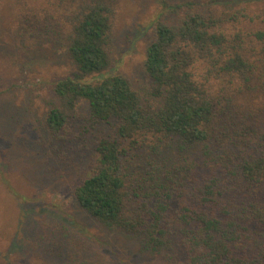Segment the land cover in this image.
<instances>
[{"label": "trees", "instance_id": "1", "mask_svg": "<svg viewBox=\"0 0 264 264\" xmlns=\"http://www.w3.org/2000/svg\"><path fill=\"white\" fill-rule=\"evenodd\" d=\"M240 1L164 2L142 63L151 101L107 73L109 0H47L24 14L13 40L68 55L44 127L59 144L54 154L94 148L73 190L77 205L140 236L166 264H264V0ZM85 135L92 143L82 145ZM123 143L162 154L146 159L147 177L131 193Z\"/></svg>", "mask_w": 264, "mask_h": 264}, {"label": "rangeland", "instance_id": "2", "mask_svg": "<svg viewBox=\"0 0 264 264\" xmlns=\"http://www.w3.org/2000/svg\"><path fill=\"white\" fill-rule=\"evenodd\" d=\"M109 1L115 19L106 47L111 61L107 73L124 76L143 100L151 101L142 63L154 21L164 2L190 0ZM47 5V0H0V264H166L144 247L140 236L106 228L77 205L73 190L94 162L92 144L71 158L50 150L59 144L47 134L44 118L51 84L71 70L68 55L54 43L26 48L13 41L24 14ZM80 133L76 124L69 136L75 139ZM93 137L85 135L80 142L92 143ZM122 146L131 193L147 177L146 159L154 164L162 154Z\"/></svg>", "mask_w": 264, "mask_h": 264}]
</instances>
